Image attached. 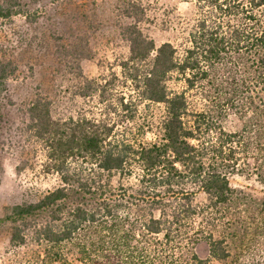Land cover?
Segmentation results:
<instances>
[{"label":"trees","instance_id":"1","mask_svg":"<svg viewBox=\"0 0 264 264\" xmlns=\"http://www.w3.org/2000/svg\"><path fill=\"white\" fill-rule=\"evenodd\" d=\"M194 3L196 16L178 26L175 41L156 44L139 25L144 9L123 1L121 12L133 21L120 27L128 44L119 61L122 85L92 79L79 91L102 104L99 116L54 117L42 99L28 105L43 167L58 182L0 218L13 224L12 244H25L29 233L39 247L21 264H241L224 228L236 193L227 173L239 170L238 153L258 154L264 183V0ZM27 8L25 0H0V19L29 18ZM220 69L240 85L237 131L223 130L189 99V90ZM8 74L0 59V94ZM178 83L186 87H172ZM144 102L163 107L150 141L127 130ZM115 176L134 181L114 185ZM200 241L208 258L194 251ZM69 245L79 263L68 260Z\"/></svg>","mask_w":264,"mask_h":264},{"label":"rangeland","instance_id":"2","mask_svg":"<svg viewBox=\"0 0 264 264\" xmlns=\"http://www.w3.org/2000/svg\"><path fill=\"white\" fill-rule=\"evenodd\" d=\"M25 1L29 18L16 15L0 19V59L9 70L0 94V218L10 206L35 201L58 182L56 175L43 167L42 146L28 128V105L42 99L50 102L54 117L78 113L97 117L103 111L102 104L96 97L80 96V88L89 80L103 83L111 77L115 85H122L119 61L128 54V44L120 35V27L133 21L122 14L123 1L139 3L144 9L145 17L139 25L156 44L175 41L178 26L196 16L194 0ZM239 86L232 84L224 70H216L189 90V99L195 109L212 112L216 125L223 130L237 131L241 127L236 112L241 103ZM172 87L183 89L186 85ZM162 114L161 104L144 102L127 130L138 140H154ZM237 156L239 170L227 173L236 193L225 213L224 228L233 240L237 263L264 264V183L255 169L260 156ZM112 179L114 185L127 186L134 181L116 176ZM196 199L202 201L203 194H197ZM26 225L24 231L28 233L31 224ZM12 226L9 221H0V264H21L39 249L29 233L25 244H12ZM194 251L200 258L209 257L204 241L198 242ZM66 255L70 262L79 263L73 245ZM209 264L222 263L210 259Z\"/></svg>","mask_w":264,"mask_h":264}]
</instances>
